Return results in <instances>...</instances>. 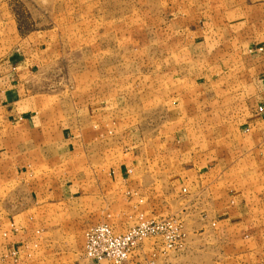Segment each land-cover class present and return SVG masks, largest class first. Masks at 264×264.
<instances>
[{
	"label": "crops",
	"instance_id": "crops-1",
	"mask_svg": "<svg viewBox=\"0 0 264 264\" xmlns=\"http://www.w3.org/2000/svg\"><path fill=\"white\" fill-rule=\"evenodd\" d=\"M170 1L181 30L135 111L134 86H73L61 25L0 0V264H59L96 222L164 216L168 187L196 221L184 248L147 239L128 264H264V0Z\"/></svg>",
	"mask_w": 264,
	"mask_h": 264
},
{
	"label": "rangeland",
	"instance_id": "rangeland-1",
	"mask_svg": "<svg viewBox=\"0 0 264 264\" xmlns=\"http://www.w3.org/2000/svg\"><path fill=\"white\" fill-rule=\"evenodd\" d=\"M19 1L20 4L17 5L26 8V10L20 9L25 23L28 24L32 16L35 15L40 18L41 24H48L52 21L61 25L60 34L64 38L61 50L63 53L67 52V55H64L63 59L59 61L58 67L65 68L68 72L67 79L73 86L74 83H82L90 90L102 86L108 93L118 86L125 89L126 93L127 89L130 90L134 86L136 90L135 111L145 106L143 95L140 92L141 87L144 84H149L150 76L159 69L174 46L173 43L167 44L165 40L171 36L175 38L177 32L181 30L178 27L170 26L172 18L169 16L170 12L165 11L167 7L164 6L166 2L170 5L172 2L170 0H68L66 3L63 0H58L57 3H53L54 9L57 10L51 12L27 11L28 6H25V1ZM60 79L63 80V76H60ZM145 94L146 97L149 96L148 93ZM183 193L188 194V189L184 188ZM167 196V209L164 208V205L161 206L164 208L161 213L164 216H153L160 215L159 207L153 206L154 210L150 211L151 216L146 217L142 214L133 219L130 215L116 220L99 221L93 226L91 225L86 233L96 226L107 225L116 235H123L143 221H165L172 225L173 229H170H172L173 238H167L163 234L155 235L142 240L138 246L147 239L160 237L165 248L162 251L164 254L171 250L181 251L185 246L186 231L189 230V227L193 228L194 226L191 224L196 221L186 220V215L178 216L181 211L180 205L176 202L173 191L169 187ZM138 200L143 201V198L140 197ZM137 211L139 210L137 209ZM136 215L138 214L136 213ZM118 224H123L126 228L120 231L115 227ZM180 231L181 238L176 236V233ZM86 233L85 236L71 237L68 254L67 252H58L63 248V243H58L55 258L59 264H66L76 259V261L81 259L90 264H98L96 260L86 255ZM201 243L207 244L208 241L203 240ZM170 244L171 247L168 246ZM39 246L42 244L38 243L36 248ZM133 252L130 255V260ZM14 253L15 264L18 251ZM39 253H37V257L41 258ZM37 257L25 256L24 264H32L29 263L30 260ZM151 262L154 264L153 260ZM101 264L109 263L104 261ZM139 264H143V262Z\"/></svg>",
	"mask_w": 264,
	"mask_h": 264
},
{
	"label": "built area",
	"instance_id": "built-area-1",
	"mask_svg": "<svg viewBox=\"0 0 264 264\" xmlns=\"http://www.w3.org/2000/svg\"><path fill=\"white\" fill-rule=\"evenodd\" d=\"M260 110L262 111L263 108L260 107ZM170 228H172L171 223L165 221H143L127 233L116 235L109 226L99 225L86 233L85 252L98 264L104 261L109 264H126L130 260L131 253L142 240L162 234L167 238H173L174 235L171 234L173 228ZM176 236L181 238V231L177 232Z\"/></svg>",
	"mask_w": 264,
	"mask_h": 264
}]
</instances>
